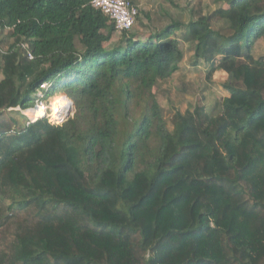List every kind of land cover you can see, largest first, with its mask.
I'll return each mask as SVG.
<instances>
[{
	"label": "trees",
	"instance_id": "16d2710c",
	"mask_svg": "<svg viewBox=\"0 0 264 264\" xmlns=\"http://www.w3.org/2000/svg\"><path fill=\"white\" fill-rule=\"evenodd\" d=\"M128 1L119 35L91 0H0V33L21 43L0 48V230L34 213L0 264H264V0L158 27ZM192 51L229 95L167 116L154 89ZM39 92L75 113L19 128L7 111Z\"/></svg>",
	"mask_w": 264,
	"mask_h": 264
},
{
	"label": "rangeland",
	"instance_id": "374dc122",
	"mask_svg": "<svg viewBox=\"0 0 264 264\" xmlns=\"http://www.w3.org/2000/svg\"><path fill=\"white\" fill-rule=\"evenodd\" d=\"M140 11L151 12L154 15V24L158 27L162 19L164 20H179L182 22H187L189 19L190 7L195 8V10L202 9L205 14L207 12H214L218 9V6L228 7L225 4L219 3V0H136ZM141 23L147 26L144 29L136 28L141 34L142 38H146L152 31V27L143 17L140 18ZM11 31L6 30L0 33V48L4 51H8L12 46L19 45L21 43L17 42L12 36ZM181 33H176L172 36V40H176L181 44ZM182 47L184 44H181ZM23 53V52H22ZM254 54L257 56L264 54V41H259L256 45ZM193 51L190 55H187L184 62L180 67V71L176 73L171 79L160 82L158 86L154 89V92L158 96L162 107L166 110L167 116H170L175 110L185 111L188 108L196 105L200 102L203 107H207L210 110L214 107L215 103L222 97L228 96L229 94L222 89L221 84L226 80V75L222 72L215 74V76L209 80L207 77L208 65L202 63L198 66H194ZM1 62V58H0ZM65 97L71 101V99L64 93L58 92L55 96L46 97L42 100H35L31 107L26 110L20 111L19 108L10 109L7 112L11 113L16 111V118L20 123V127L30 125V120L35 114L33 110L37 105H43L45 109V117L48 124L59 125L64 123V119L72 116L75 113L74 104L68 110L62 111L67 104ZM42 103V104H41ZM56 110V104L60 106L58 111L53 112V105ZM19 111L21 113H19ZM32 111V112H31ZM21 117H19V115ZM38 114V112H37ZM40 120V119H39ZM16 130V129H14ZM11 201H6V204H10ZM33 211L22 212L18 216V222H14L12 219L11 224L6 228L0 230V251L10 252L12 245L14 243V237L18 233L16 228L17 225L23 222H30ZM36 220V219H35ZM37 222V220H36Z\"/></svg>",
	"mask_w": 264,
	"mask_h": 264
},
{
	"label": "built area",
	"instance_id": "2783aa9c",
	"mask_svg": "<svg viewBox=\"0 0 264 264\" xmlns=\"http://www.w3.org/2000/svg\"><path fill=\"white\" fill-rule=\"evenodd\" d=\"M91 4L94 8L100 10L113 22L119 35L124 32H129L133 30V28L136 26L138 18V9L132 6L128 0H91ZM23 48H25V50L28 52L29 58L32 59V54L29 50V46L26 44L23 46ZM47 87V84L42 85V90H46ZM36 97L37 100L44 99L45 92H39ZM40 108H43V105H37L33 112L36 113L37 110ZM44 117L45 116L40 118V120H43ZM66 119H64V121ZM38 121V118H32L30 120V124H34Z\"/></svg>",
	"mask_w": 264,
	"mask_h": 264
},
{
	"label": "bare ground",
	"instance_id": "6f19581e",
	"mask_svg": "<svg viewBox=\"0 0 264 264\" xmlns=\"http://www.w3.org/2000/svg\"><path fill=\"white\" fill-rule=\"evenodd\" d=\"M53 105V112L55 113L56 111H58V108L60 107V106H58L59 104H56V110L54 109V105L55 104H52ZM68 108H69V105H68V102H67V104L65 105V106H63V108H60L62 111H64V110H68ZM37 112H38V114H37ZM37 112L35 113V115H34V118H38V119H40V118H42L43 116H45V109L44 108H40V109H38L37 110ZM59 112V111H58Z\"/></svg>",
	"mask_w": 264,
	"mask_h": 264
}]
</instances>
